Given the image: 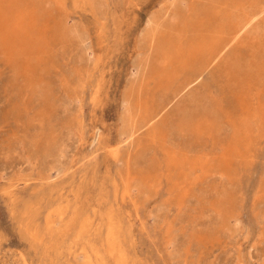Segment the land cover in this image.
<instances>
[{"label": "rangeland", "instance_id": "1", "mask_svg": "<svg viewBox=\"0 0 264 264\" xmlns=\"http://www.w3.org/2000/svg\"><path fill=\"white\" fill-rule=\"evenodd\" d=\"M0 264H264V0H0Z\"/></svg>", "mask_w": 264, "mask_h": 264}, {"label": "bare ground", "instance_id": "2", "mask_svg": "<svg viewBox=\"0 0 264 264\" xmlns=\"http://www.w3.org/2000/svg\"><path fill=\"white\" fill-rule=\"evenodd\" d=\"M35 4V3H34ZM17 25V24H16ZM153 32V31H152ZM241 34V33H240ZM238 37V35H237ZM240 37V36H239ZM244 68V67H243ZM184 96V95H183ZM179 98V97H178ZM187 111V110H186ZM155 119V118H154ZM182 119V118H181ZM151 123V122H150ZM169 128V127H168ZM138 132V131H137ZM189 136V135H188ZM126 140V139H125ZM122 147V146H121ZM224 184V183H223ZM213 185V184H212ZM207 211V210H206ZM212 211V210H211ZM214 215V214H213ZM195 222V221H194ZM197 224V223H196ZM113 239V238H112ZM111 240V239H110Z\"/></svg>", "mask_w": 264, "mask_h": 264}]
</instances>
